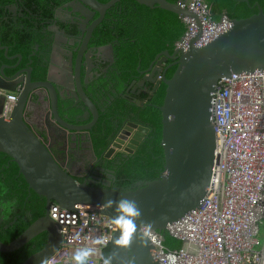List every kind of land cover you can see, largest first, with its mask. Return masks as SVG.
Segmentation results:
<instances>
[{
	"label": "water",
	"instance_id": "95a60500",
	"mask_svg": "<svg viewBox=\"0 0 264 264\" xmlns=\"http://www.w3.org/2000/svg\"><path fill=\"white\" fill-rule=\"evenodd\" d=\"M119 1L121 0H110L107 3L97 0L71 2H77L84 10L91 12V18L96 14L98 16L88 28L80 27L81 40L68 55H64L69 59L68 67L63 68L60 65L57 69L53 57L45 80L33 79L31 62L23 70L8 76L6 70L17 68L22 56L18 54L9 57L8 48L0 43V50L4 51L5 58L17 59L15 66H0V89L17 92L19 85H23L17 101L10 109L6 106L4 97L0 98V153L7 154L18 165L19 174L23 175L30 190L46 198L43 217L34 221L10 243L4 244L0 241V252L10 253L36 236L47 234L44 247L22 264H43L59 248L62 241L60 226L49 216V208L53 203L69 209L78 205H92L98 207L101 214L112 217L115 214V205L103 208L100 205L126 195L136 201L141 211L137 224H151L153 231L162 232L168 224L197 209L210 188L215 165L213 102L217 83L220 78L234 73L256 70L264 72V12L258 3L253 6L258 8L257 14L241 20L231 19L232 28L229 31L208 44L197 47L195 43L202 35V25L195 13L182 6L188 5L191 0H183L181 4H173L167 0H135L150 8L158 7L175 13L182 20L185 17L192 18L198 24V33L190 40L186 51L177 47L172 53H159L146 70L140 71L139 66L142 80L132 84L133 86L137 83L142 87L146 82L153 83V93L161 83L167 87L163 105L159 108L162 113L161 146L164 152V171L158 179L142 182L139 188L126 191L109 186L96 187L86 180L80 182L57 159L47 140L32 128L30 109L35 111V120L44 126L53 120L66 133L67 138L59 142L62 152L69 143L80 146L86 143L96 159L90 131L99 120V108L85 90L98 74L93 73L94 63L90 57L89 42L108 9ZM76 14L79 13L76 11ZM62 35L69 45H75L73 39L70 40L65 33ZM107 47L111 50L110 63H113V47L108 45L100 50ZM168 61L171 63L168 64ZM173 66H177L176 70L167 79L166 73ZM56 69L59 71L58 82L53 77ZM56 84L72 90L73 99L83 105L73 108L81 111L80 116H91L89 123L71 124L61 118L59 98L63 94ZM148 133V128L129 123L117 140L115 137L110 141L100 159H112L118 151L124 150L133 154ZM131 246L137 264H159L152 254L153 245L151 242L146 246L142 245L139 234L133 237ZM109 252L113 255L115 264H128L127 249L114 247L111 242Z\"/></svg>",
	"mask_w": 264,
	"mask_h": 264
},
{
	"label": "trees",
	"instance_id": "16d2710c",
	"mask_svg": "<svg viewBox=\"0 0 264 264\" xmlns=\"http://www.w3.org/2000/svg\"><path fill=\"white\" fill-rule=\"evenodd\" d=\"M74 0H0V43L8 48V56L21 54L22 65L31 62L34 80H45L48 72V59L52 49L57 25L70 37L77 36V22L62 21L57 18V10ZM107 3L110 0H97ZM181 4L183 0H167ZM203 0L211 9L214 19L226 15L232 20H241L258 13L259 4L264 12V0ZM18 5V13L7 7ZM97 16V15H96ZM187 31V25L175 13L158 7L150 8L135 0H121L108 9L104 20L98 25L89 42V48L113 47V63L97 64L98 73L90 82L87 94L93 102L102 101L99 107L100 118L90 131L91 141L97 156H101L117 133L118 125L124 118L149 129V133L132 156L113 160L115 188L131 190L136 182L156 180L164 171V152L161 146L162 113L160 107L166 94V85L161 83L153 93L154 84L146 82L139 98L125 96L128 83L137 79L140 71L149 68L155 57L163 52L172 53L176 44ZM77 44L71 46L75 48ZM102 61V60H101ZM8 63L3 50H0V64ZM171 61H168V64ZM140 66V71L138 70ZM177 66L171 67L166 78L170 79ZM106 68V72L102 70ZM13 71V70H12ZM84 69L82 79L84 80ZM71 102H64L68 108ZM71 105L66 111V120L76 122L81 111ZM92 117L85 120L90 122ZM56 155L60 153L55 152ZM81 182V180H79ZM46 198L29 189L18 165L5 153H0V241L8 244L23 233L34 221L43 217ZM47 241L42 233L20 249L0 252V264H22L28 257L40 251ZM181 242L164 234V245L168 249L181 247ZM109 254V250L105 251Z\"/></svg>",
	"mask_w": 264,
	"mask_h": 264
},
{
	"label": "built area",
	"instance_id": "2783aa9c",
	"mask_svg": "<svg viewBox=\"0 0 264 264\" xmlns=\"http://www.w3.org/2000/svg\"><path fill=\"white\" fill-rule=\"evenodd\" d=\"M195 13L202 35L201 47L232 28L222 15L214 19L203 0L182 5ZM187 31L177 47L188 48L198 33L194 19L185 17ZM17 92L0 89V98L14 106ZM213 116L216 135L215 165L208 192L200 206L162 231H153L151 241L159 264H264V72L234 73L219 79L214 93ZM49 216L59 226L62 241L43 264H72L76 248L103 236L89 264H102L118 227L98 207L78 205L74 209L51 204ZM180 241L181 247L168 249L164 234Z\"/></svg>",
	"mask_w": 264,
	"mask_h": 264
},
{
	"label": "flooded vegetation",
	"instance_id": "af4514ba",
	"mask_svg": "<svg viewBox=\"0 0 264 264\" xmlns=\"http://www.w3.org/2000/svg\"><path fill=\"white\" fill-rule=\"evenodd\" d=\"M7 9L14 13V15L19 14L18 13V5L17 4H11L7 7ZM76 11L79 14H76ZM98 16V14H96ZM94 16L93 18H91V12H87L86 10H84L82 8L81 5H79L77 2L76 3H71L68 4L67 6L61 7L57 10V18L62 20V21H71V22H77L79 24V31H80V27L84 26L85 28H88L91 23L97 18V16ZM90 17V19H89ZM104 20V19H103ZM100 25V24H99ZM50 30L54 32V37H53V43H52V49H51V53H50V58L48 59L49 64L51 62V59L53 58L54 55L57 54V52L62 53L63 55H68L69 52H71L74 48H71L70 46H65L63 48L61 47V40L63 42V38H62V33H65V36L68 37L70 40L73 41V44H77L79 43V41L81 40L82 37V33L80 31V33H78L77 36L74 37H70L66 34V32L62 29H60L57 25H52L50 27ZM64 37V36H63ZM67 42V41H66ZM69 43V42H68ZM108 46V45H107ZM90 49V48H89ZM18 55V54H17ZM12 57V56H11ZM90 57L93 60L94 63V70L93 73L94 74H98L95 69L97 68V64L102 63V62H110L111 59V50L107 48L100 50V48L96 49V48H91L90 51ZM62 61H63V68L64 67H68L69 65V59L68 57H61ZM53 60V59H52ZM102 60V61H101ZM9 66H15L17 64V59L14 60H9V62L7 63H3ZM3 64H0L3 65ZM26 67V65H22V60L20 62V64L18 65L17 68L10 70L7 69L6 70V74L8 76H12L14 75L17 71L19 70H23ZM103 72H106V68L102 70ZM144 71V70H142ZM32 75H33V70H32ZM137 79L132 80L130 83H128L127 88H126V93L125 96L127 98L133 99V98H139L140 94L142 92L140 85H133V82H139L142 80L143 75H139L136 76ZM94 80V77L91 81ZM20 87H23V85L21 86V84L19 85ZM132 86V87H131ZM131 87V89L128 91V89ZM88 87L86 88L85 92H87ZM61 90L63 92V95L60 96L59 101L62 99H64V102H71V104L69 105L68 112H69V108L71 105L75 106V107H83L82 104H79L76 100L73 99V92L70 88H61L59 91L61 93ZM87 94V93H86ZM139 96V97H138ZM64 102H59V105H63ZM103 104V102L96 100V105L99 108L101 105ZM45 108V106H44ZM102 108V106H101ZM100 110V109H99ZM30 112L32 114V117L30 120H34L33 115L35 113L34 109H30ZM79 119H82V123L81 124H86L85 118L83 116H78ZM91 117V116H90ZM89 116H86V120L90 118ZM99 118H100V113H99ZM84 120V121H83ZM92 120V119H91ZM89 123V122H88ZM129 123H135L138 124L139 126H143L135 121H133L130 118H124L123 121L121 122V124L118 125L117 128V133L115 134V136L112 138L114 139L116 137V140L120 137L121 134H123V131L125 130L126 126ZM32 126V123H31ZM33 128V126H32ZM34 129V128H33ZM40 136H42L43 138H45L47 140V142L50 140L49 137L42 131V130H37L34 129ZM148 134L145 135L144 138H142L141 142L139 144H141L142 142H144V140L146 139ZM56 138L58 137L59 139H62L64 141V139L67 138L66 133H64L63 131L58 134L57 136H55ZM49 143V142H48ZM88 147V148H86ZM107 150V149H106ZM95 151V150H94ZM54 152V151H53ZM59 153V152H58ZM135 153V152H134ZM133 153V154H134ZM55 154V152H54ZM133 154H130L128 152L124 151H118V153L112 158V159H105L104 157H102L100 159L99 156L96 155V159L95 156L93 155L92 151L89 149V146L84 143L82 146L80 145H76L75 143L71 144L69 143V145L67 144L64 147V152L59 155H56L57 159L65 164L67 166V169L72 172L76 179L79 181H84L86 180L87 182H92L93 185H95L96 187H106L109 186L110 188L116 189L115 188V177H114V166L111 165L110 163L113 162V160L117 159V160H121L123 158H126L128 156H132ZM142 182H136L134 185H132V189H137L139 188V186L141 185ZM118 190V189H117Z\"/></svg>",
	"mask_w": 264,
	"mask_h": 264
},
{
	"label": "clouds",
	"instance_id": "9594fccd",
	"mask_svg": "<svg viewBox=\"0 0 264 264\" xmlns=\"http://www.w3.org/2000/svg\"><path fill=\"white\" fill-rule=\"evenodd\" d=\"M112 205H115V214L111 217L110 225L117 226L118 233L113 234L111 242L114 247L125 248L129 251L128 264H137L134 250L131 246L133 237L139 234L142 245L146 246L155 239L153 226L151 224H137L141 211L136 201L126 195L121 196L118 200H108L106 204L100 205V207H111ZM106 243L105 238L99 236L92 239L90 243L76 248L71 256L72 264H89L90 258L98 251L97 246L105 245ZM102 264H115L111 252L102 258Z\"/></svg>",
	"mask_w": 264,
	"mask_h": 264
},
{
	"label": "crops",
	"instance_id": "0c3cea01",
	"mask_svg": "<svg viewBox=\"0 0 264 264\" xmlns=\"http://www.w3.org/2000/svg\"><path fill=\"white\" fill-rule=\"evenodd\" d=\"M61 44V47H67V46H70L68 42H66V40H61L60 42ZM65 49V48H63ZM54 57V60L56 61L57 65V69L58 67H60V65L63 64V61H62V58L61 57H64V55L62 56V53L61 51L60 52H57L56 55L53 56ZM55 70L53 71V77L55 80H57L58 76H59V71L58 70ZM58 82V80H57ZM57 88L60 90L61 89V86L59 84H56ZM61 93L63 94L62 90H61ZM64 102V99L60 100L59 102ZM66 111H67V108H64L63 105H59V115L61 116V118H63L66 122ZM90 117V116H89ZM34 118V116H33ZM85 120H86V115H85ZM82 119H79V117L77 118L76 122L74 121V123H71V124H81L82 122ZM84 121V120H83ZM81 122V123H80ZM30 123H32V126L34 129H37V130H42L48 137H49V145H51V148L54 152H59V153H63L62 150H61V147L59 145V142L61 143L63 140L62 139H59L58 137L56 138L55 136H57L58 134H60L62 132V130L57 126L55 125L54 121H49L47 122V124L44 126L42 123L38 122L37 120H30ZM69 123V122H68ZM62 140V141H61ZM88 148V147H86Z\"/></svg>",
	"mask_w": 264,
	"mask_h": 264
},
{
	"label": "rangeland",
	"instance_id": "374dc122",
	"mask_svg": "<svg viewBox=\"0 0 264 264\" xmlns=\"http://www.w3.org/2000/svg\"><path fill=\"white\" fill-rule=\"evenodd\" d=\"M262 237H264V221L262 223V226H261V239Z\"/></svg>",
	"mask_w": 264,
	"mask_h": 264
}]
</instances>
